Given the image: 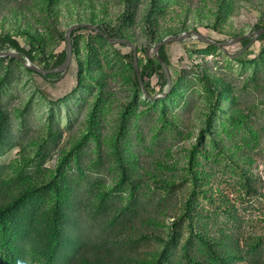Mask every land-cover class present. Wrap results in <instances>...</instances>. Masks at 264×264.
Returning <instances> with one entry per match:
<instances>
[{
    "label": "rangeland",
    "instance_id": "obj_1",
    "mask_svg": "<svg viewBox=\"0 0 264 264\" xmlns=\"http://www.w3.org/2000/svg\"><path fill=\"white\" fill-rule=\"evenodd\" d=\"M86 19L150 57L154 37L192 29L226 55L167 45L181 77L155 104L132 48L91 28L64 73L0 57V264H264V38L234 42L264 27V0H0V36L29 50L32 30L40 64Z\"/></svg>",
    "mask_w": 264,
    "mask_h": 264
},
{
    "label": "trees",
    "instance_id": "obj_2",
    "mask_svg": "<svg viewBox=\"0 0 264 264\" xmlns=\"http://www.w3.org/2000/svg\"><path fill=\"white\" fill-rule=\"evenodd\" d=\"M223 5H224V3H223ZM224 8H226V7H223V9ZM155 11L156 10L154 7H151L149 9L148 16L146 17V22L150 21V20L152 21V18H151L152 14L151 13H153ZM82 23L98 26L100 29L104 30L105 33L107 35H109L112 39L119 38V39L128 40L132 43L136 41L135 39L132 38L133 34L131 36H129V34H126L125 32H121V31L114 32L113 30H110V28L105 24L104 21H97L96 22L94 20L86 19V20H81L80 24H82ZM260 28H263V27H261L260 25H257L256 27H254L253 31L256 32V31L260 30ZM93 31L96 32L97 36L100 39H102L104 41H108L104 35L98 33L95 30H93ZM178 34H179L178 31H175L173 33V35H178ZM18 35L22 38H25L29 42V47H30L29 50H25L16 38H13L11 36H0V51H17L24 58H28L32 63H34V65L39 66L44 70H50V69L57 68L58 66H60L65 61L66 48L60 54H58V56H53L50 61L44 59L43 63L40 64L37 61V59L39 57V52H40V44L38 42V36L36 35V33L33 34L32 30H28V31L26 30L25 32H19ZM167 35H169V34H166L165 36H167ZM165 36L164 37L162 36V38H158V37L155 38L154 37L153 38V41H154L153 45L155 46L158 43H160L165 38ZM72 37L74 38V32L72 33ZM263 38H264V35L261 38H259L258 41H261ZM251 40H252L251 38H246V39L242 40L241 41L242 46L246 47L251 42ZM64 41L66 42L65 39H64ZM121 45L127 46L124 44H121ZM74 55H75V46H73V58H74ZM159 55L162 58V60L165 62L167 68L171 69L169 58L167 56L168 55L167 46H164L163 48H161ZM124 59H125V61L128 62V65H129L131 72L133 74L132 80H133L134 87L136 88V90L138 92L141 93L139 82L137 79L138 76H137V73H136L135 68H134V52H133V49H131V52L129 54L124 55ZM138 59H139V64H140L141 79L143 81V84L146 88L147 93L150 96H157V94L159 92L157 93L155 91L154 85H152L153 78H157V81L163 80L162 84H159L158 82L155 83V86L160 89L159 91H164L163 88L166 86L165 76L163 74V71H162L160 64L158 63L159 61L157 59H155L154 57L148 56V54H146V50L141 49V48H138ZM29 71L34 72V73H36L42 77H47L46 75H42V74L35 72L31 69H29ZM48 75H50V74H48ZM180 77H181L180 71H177L175 73V75L173 77H171V89H173L177 80ZM216 90H217L216 96H219L218 98H220V96H222V93H221L222 91L220 89H216ZM160 100H162V98L158 99V100H150L149 103L155 104ZM223 100L226 101V100H228V98L224 97ZM226 104L225 105L223 104L224 106H226V108L220 109V110H221L222 114L227 117L229 114L228 109H229L230 105L228 103H226Z\"/></svg>",
    "mask_w": 264,
    "mask_h": 264
},
{
    "label": "water",
    "instance_id": "obj_3",
    "mask_svg": "<svg viewBox=\"0 0 264 264\" xmlns=\"http://www.w3.org/2000/svg\"><path fill=\"white\" fill-rule=\"evenodd\" d=\"M80 28H91L95 31H97L98 33L102 34L105 36V38L110 42V44L112 45H116V44H124L129 46L130 48L133 49L134 52V68L135 71L137 73L138 76V82H139V86H140V90L141 93L143 95L144 98L148 99V100H158L161 99L163 97H165L168 92H170L171 90V78H170V74L168 72L167 66L165 64V62L162 60V58L159 55V52L161 50V48H163L164 46L169 45L170 43L173 42H181L183 40H186L187 38L190 37H194L196 38L199 42H202L204 44L210 45V46H215L219 49H221V51L224 53V55H226V52L223 50V46L221 43L215 42L203 35H201L197 30H190L188 32H185L179 36H175V37H168L166 39H164L162 42L158 43L154 48H153V55L154 57L159 61L158 63L160 64L163 74L165 76V80H166V87L167 90L166 92L157 95V96H150L147 91L146 88L143 84V81L141 79V71H140V64H139V59H138V49L136 47V45L128 40H124V39H112L109 35H107L105 33L104 30L100 29L98 26H94L91 24H75L73 26H71L67 32H66V58L65 61L58 66L57 68L54 69H50V70H44L42 68H39L35 65L32 64V62L27 59L24 58L22 55H20L17 51H0V57H13L16 58L17 60H19L26 68L31 69L35 72H38L42 75H48V74H58V73H64L66 72L70 66L72 65L73 62V46H72V33ZM264 35V27L260 28V30L250 33L248 35H245L244 37H241L239 39H237L234 42H240L246 38H251V42L244 48V50L242 52H245L250 46L254 45V43L261 38Z\"/></svg>",
    "mask_w": 264,
    "mask_h": 264
}]
</instances>
